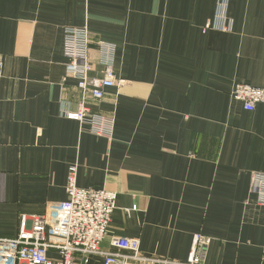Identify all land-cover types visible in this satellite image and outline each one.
Returning <instances> with one entry per match:
<instances>
[{
    "label": "crops",
    "instance_id": "0c3cea01",
    "mask_svg": "<svg viewBox=\"0 0 264 264\" xmlns=\"http://www.w3.org/2000/svg\"><path fill=\"white\" fill-rule=\"evenodd\" d=\"M84 26L114 47L120 85L85 98L113 118L110 137L66 118L83 92L67 77L64 31ZM0 60V238L65 202L77 166L80 188L117 193L103 250L138 239L146 256L186 262L202 234L213 239L206 264H264L252 192L264 104L246 111L232 98L239 83L264 88V0H0ZM90 60L102 78L95 44Z\"/></svg>",
    "mask_w": 264,
    "mask_h": 264
},
{
    "label": "built area",
    "instance_id": "2783aa9c",
    "mask_svg": "<svg viewBox=\"0 0 264 264\" xmlns=\"http://www.w3.org/2000/svg\"><path fill=\"white\" fill-rule=\"evenodd\" d=\"M212 28L217 25L210 22L205 30ZM64 34L67 77L77 80L83 92L78 110L67 112L66 118L78 121L82 127L87 126L97 136L110 137L113 118L95 114L85 104V98L90 94L94 100L101 101L105 89L120 85L112 63L114 47L103 41L95 42L88 26L68 27ZM94 44L99 48L105 67L102 78L90 75L93 71L90 50ZM2 78L0 60V88ZM232 98L242 103L246 111H253L264 104V88L239 83L232 91ZM77 178L78 168L71 166L66 185L67 200L47 204L43 215L22 216L17 236L0 238V264H88L93 256L102 257L104 264H206V252L213 239L202 234L194 236L186 262L146 256L138 239L113 237L111 250H103L102 244L108 238L116 209L117 193L80 188ZM252 186L257 204L264 207V173H253Z\"/></svg>",
    "mask_w": 264,
    "mask_h": 264
}]
</instances>
